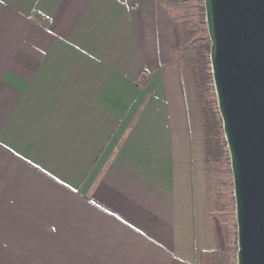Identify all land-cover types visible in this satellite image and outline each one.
I'll use <instances>...</instances> for the list:
<instances>
[{"label": "crops", "instance_id": "obj_1", "mask_svg": "<svg viewBox=\"0 0 264 264\" xmlns=\"http://www.w3.org/2000/svg\"><path fill=\"white\" fill-rule=\"evenodd\" d=\"M215 249L168 6L0 0V264H200Z\"/></svg>", "mask_w": 264, "mask_h": 264}, {"label": "water", "instance_id": "obj_2", "mask_svg": "<svg viewBox=\"0 0 264 264\" xmlns=\"http://www.w3.org/2000/svg\"><path fill=\"white\" fill-rule=\"evenodd\" d=\"M229 157L236 264H264V0H203Z\"/></svg>", "mask_w": 264, "mask_h": 264}, {"label": "rangeland", "instance_id": "obj_3", "mask_svg": "<svg viewBox=\"0 0 264 264\" xmlns=\"http://www.w3.org/2000/svg\"><path fill=\"white\" fill-rule=\"evenodd\" d=\"M167 6L174 15L181 36L180 48L183 51H193L202 57L201 60L208 62L204 72L210 74L209 40L203 0H172ZM209 86V100L215 109L216 97L213 85ZM216 128L214 140L218 153L217 158L210 165L212 168L209 176L210 215L225 229L230 248L229 254L219 259L216 264H236V223L232 176L222 125L220 124V129L219 125Z\"/></svg>", "mask_w": 264, "mask_h": 264}, {"label": "trees", "instance_id": "obj_4", "mask_svg": "<svg viewBox=\"0 0 264 264\" xmlns=\"http://www.w3.org/2000/svg\"><path fill=\"white\" fill-rule=\"evenodd\" d=\"M172 0H159L160 3L167 5ZM176 36H177V46L180 50L183 58L190 65L192 69V74L194 78V85L196 96L198 100L199 113L202 123L203 141H204V167L206 172V186H207V204L208 212L212 234L214 237L216 249L213 253L202 254L200 264H216L219 259L225 258L229 254V242L223 226L210 215V197H209V176L211 173V162L215 161L217 158V153L215 148L214 137L216 135V130L220 124L221 120L217 111V106L214 109L212 103L209 100L210 84H212V79L210 74L204 72L206 64L208 62L201 60L198 54L193 51L185 50L180 48L181 36L176 24ZM209 51V47H208ZM218 117V118H217ZM218 119V120H217ZM226 146V145H225Z\"/></svg>", "mask_w": 264, "mask_h": 264}]
</instances>
